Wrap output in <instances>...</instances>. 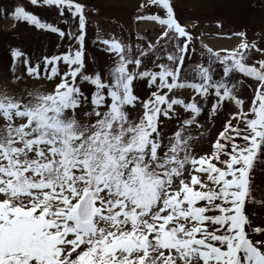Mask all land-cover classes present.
<instances>
[{"label": "rangeland", "instance_id": "1", "mask_svg": "<svg viewBox=\"0 0 264 264\" xmlns=\"http://www.w3.org/2000/svg\"><path fill=\"white\" fill-rule=\"evenodd\" d=\"M248 70L264 0H0V264H264Z\"/></svg>", "mask_w": 264, "mask_h": 264}, {"label": "water", "instance_id": "2", "mask_svg": "<svg viewBox=\"0 0 264 264\" xmlns=\"http://www.w3.org/2000/svg\"><path fill=\"white\" fill-rule=\"evenodd\" d=\"M93 213L92 194H87L85 201L80 206L79 216L81 220H90Z\"/></svg>", "mask_w": 264, "mask_h": 264}, {"label": "bare ground", "instance_id": "3", "mask_svg": "<svg viewBox=\"0 0 264 264\" xmlns=\"http://www.w3.org/2000/svg\"><path fill=\"white\" fill-rule=\"evenodd\" d=\"M143 24L145 25V26H149V28L150 29H154V26L156 25V24H154V23H148V22H143ZM157 26V25H156ZM159 27V26H158ZM161 29H164V28H162V27H160ZM237 42V41H236ZM227 43H233L232 41L231 42H227ZM225 44V43H224ZM236 44V43H235ZM234 43L231 45V47H233V45H235ZM221 48H219V49H229V48H226V47H228V45H224V46H220Z\"/></svg>", "mask_w": 264, "mask_h": 264}]
</instances>
